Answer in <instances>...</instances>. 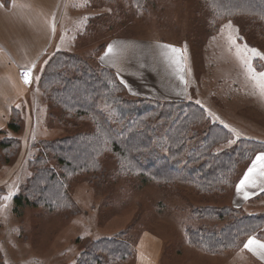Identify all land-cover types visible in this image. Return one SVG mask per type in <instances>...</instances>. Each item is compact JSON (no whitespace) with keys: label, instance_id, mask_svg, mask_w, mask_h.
Masks as SVG:
<instances>
[{"label":"rangeland","instance_id":"1","mask_svg":"<svg viewBox=\"0 0 264 264\" xmlns=\"http://www.w3.org/2000/svg\"><path fill=\"white\" fill-rule=\"evenodd\" d=\"M65 9L44 56L34 68L20 71L23 79L30 72L29 113L14 106L7 124L14 122L19 130L7 125L0 130V264H134L136 245L144 233L163 242L159 264L248 263L245 256L234 261L235 254L250 237L264 241V225L238 236L233 244L225 240L216 250L195 246L186 231L216 232L238 215L264 214V194L237 207L238 215L218 219L195 213L206 206L229 205L245 167L256 153L264 152L248 147L264 144V81L259 77L264 73V20L220 16L205 0H67ZM115 37L183 47L187 99L129 94L115 72L99 62L105 44ZM64 56L79 58V66L88 63L112 71L123 86V94L116 91L98 101V113L111 125H135L139 114L150 110L139 116L135 129V148L142 156L167 154L169 139L177 147L171 159H183L182 163L185 157L196 158V149L207 148L209 156L237 149L231 174L218 182L216 190L205 193L189 182L157 178L132 166L137 155L124 154L116 145L120 142L98 129V119L63 108L52 98L55 87L46 92L39 86V78L54 63L68 60ZM125 98L132 101L129 106L120 103ZM185 104L199 110L189 117L185 132L179 133L178 127L192 114L186 115ZM75 134L96 135L101 143L92 150V163L70 161L67 155L62 162L59 146L51 148L54 141ZM194 161L199 166L203 159ZM45 177L51 180L40 179ZM42 182L46 189L39 186ZM15 196L29 197V202L15 206ZM94 255L98 259L92 263Z\"/></svg>","mask_w":264,"mask_h":264},{"label":"crops","instance_id":"2","mask_svg":"<svg viewBox=\"0 0 264 264\" xmlns=\"http://www.w3.org/2000/svg\"><path fill=\"white\" fill-rule=\"evenodd\" d=\"M66 1L9 0L5 5L0 0V130L6 127L14 106L23 107L29 113L27 83L20 71L34 68L44 56L61 25ZM166 45L179 51L173 52L164 47ZM109 46L111 52L108 51ZM180 48L183 47L174 43L138 37H115L105 44L99 62L112 69L133 96L183 101L188 96L187 75ZM260 153H256L245 167L231 193L229 205L241 207L264 194V177L258 174L253 177L256 186L246 184L238 190L240 181ZM248 239L240 254H235L234 261H241V257L245 256L248 259L245 264H264V252H254L244 247ZM162 248L163 242L158 236L142 234L136 245L134 264H159Z\"/></svg>","mask_w":264,"mask_h":264},{"label":"trees","instance_id":"3","mask_svg":"<svg viewBox=\"0 0 264 264\" xmlns=\"http://www.w3.org/2000/svg\"><path fill=\"white\" fill-rule=\"evenodd\" d=\"M205 1L207 2L209 7H213V9L217 12L216 14L223 17L244 15L249 18H259L261 21L264 20V0ZM2 2L7 5L9 0H2ZM64 57L68 58V60L60 63H54L55 65L52 66V70H49L46 74L39 78V86L46 92L49 91L50 88L55 87V89L52 90V98L63 108H67L69 111H75L79 114H87L93 118L98 119V129L100 131L104 129L111 135V137L115 139V141L122 143H116V145L119 144L121 146L124 154L127 152H132L133 158L135 154L137 155L136 162H134V159V161H132L131 159L132 166H136L139 170H141V172L150 174L151 176L157 178H159V175H161L163 177L160 178L169 177L170 179L175 178L181 181L189 182L193 184L197 190L205 193L216 190L219 187L218 182L220 180L223 181L228 174H231L234 169L233 167H235L237 163V156L234 157L237 149L220 153L216 156H209L207 148H200L201 150L196 149V152H198V156L196 158L191 157L192 155L188 156L187 158L185 157L184 163H182L183 159H171L174 155L172 154V151H176L175 148L177 147L175 145V148H173V144L175 142L173 141V139H169L167 136V139H169L166 143L167 154H161L158 151L154 153L158 155H153L150 152L149 155L145 157L142 156V154H140L142 151L140 152L139 149L135 148L136 144L134 141L137 138L135 137V135L138 134L136 133L135 129L141 122L140 119H138L139 116L143 115L144 113H148V111L150 110L144 109V111L139 114L136 121L134 120L135 125H129L124 128H118L114 125H111L109 119L105 117V121L104 119H102L103 117L98 113L100 112L97 109V105L99 104L98 101L99 99L111 97L116 91H118L116 95H119L120 93L123 94V86L117 82L112 71H108L103 68L101 69L99 66L97 68H92L88 63H82L81 66H83V68H81V66H79V64L81 63V60L79 58L73 56ZM52 64L53 62L51 63V65ZM70 68L73 69L72 76H69ZM131 102L132 101L128 100L127 98H125L124 101H120V103H124L123 105L126 106H129ZM191 105L192 104L184 105L186 115L191 113L192 114L186 116L184 119V123H182V126L178 127L179 133L185 132L187 126L190 124L189 117L194 118L195 111L199 110L196 106ZM176 124L178 125V123ZM7 128L14 132H17L19 130V126L11 121L7 124ZM206 135L210 138V134L208 132ZM95 137L96 135L75 134L71 137L54 141L53 144L55 146H51V148L59 146L58 150L62 152L61 154H59V159L62 162H64V157L67 155L68 157H72V160L70 161H73V159L74 161H78L81 159H90L89 163H92V161L95 160L92 150L93 148H98L97 146L101 144H99L98 140H96ZM177 140L178 142L183 141L179 136L177 137ZM2 145L5 147L4 143ZM250 145L251 147H253L250 148L251 151H264V144L258 145L253 143L249 144L248 147ZM175 155H177V153H175ZM194 159H203V161L199 164V166H197L196 164H194ZM137 160H140L139 163L137 162ZM40 179L42 181L51 180V178L48 179L47 177ZM47 183L49 185L51 184V182ZM39 186H43V188L46 189L45 182H42L41 185L39 184ZM42 191H40V193H42ZM23 201L28 203L29 197L21 198L20 196H15L13 198V203L15 204V206H20ZM240 212L241 209L233 208L230 205L222 207L206 206L204 208H201L200 210L195 211V213L199 214L200 216L210 215L218 219L230 216L233 213L234 215H238V213ZM260 225H264V214H250L245 216L238 215V217H235L232 222L229 221L228 226L224 227L220 231L200 233L198 231L187 229L186 232L188 233L189 240L192 242V244H195V246L197 245L208 250H216L222 247L223 244H225V240H230L231 243H228L233 244L238 236L254 233V231L257 230L255 227ZM91 258V260L93 261L92 263H94L95 260L98 259V257L95 255Z\"/></svg>","mask_w":264,"mask_h":264},{"label":"snow or ice","instance_id":"4","mask_svg":"<svg viewBox=\"0 0 264 264\" xmlns=\"http://www.w3.org/2000/svg\"><path fill=\"white\" fill-rule=\"evenodd\" d=\"M164 47L170 48L173 52L179 51V49H176L171 45H166ZM111 50V46H109L108 51L111 52ZM251 51L257 56L261 55L256 49H251ZM259 77L262 81H264V73H259ZM181 79H183V77H181ZM24 81L25 83L30 82V72L24 73ZM262 87H264V84H262ZM229 143H231V141H229ZM256 174H258L260 177H264V152L257 155L256 159L252 162V166L249 167L247 174L240 181L238 190L243 189L246 184L256 186V180L253 178ZM245 197L247 198V193H245ZM244 247L254 252L257 250L264 252V242H261L254 237H250L247 243H245Z\"/></svg>","mask_w":264,"mask_h":264}]
</instances>
